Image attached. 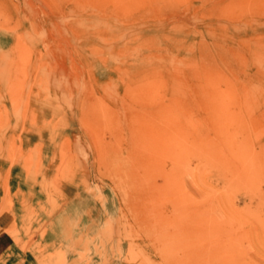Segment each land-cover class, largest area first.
<instances>
[{
    "label": "rangeland",
    "instance_id": "1",
    "mask_svg": "<svg viewBox=\"0 0 264 264\" xmlns=\"http://www.w3.org/2000/svg\"><path fill=\"white\" fill-rule=\"evenodd\" d=\"M23 181L92 206L41 264H264V0H0V219L44 236Z\"/></svg>",
    "mask_w": 264,
    "mask_h": 264
},
{
    "label": "crops",
    "instance_id": "2",
    "mask_svg": "<svg viewBox=\"0 0 264 264\" xmlns=\"http://www.w3.org/2000/svg\"><path fill=\"white\" fill-rule=\"evenodd\" d=\"M10 172V177L12 178V169L10 170ZM24 183L25 182L23 181L22 185L19 183L15 186L11 184L9 185V193H11L14 203L13 206H15L16 203L20 202L19 199L24 198V193H28V196L26 198L28 204L26 205L36 211L37 216L39 215L40 220H42L40 226L44 225L45 223L47 224V229L45 230L44 236H40L37 232L25 234L23 232L21 233V231L19 232V230L18 232L8 231V229H6L5 227V224H11L12 218H10V215L3 214L2 219H0V264H41L39 259V257L42 256L41 254H43L44 256V253H46V251L49 252L52 247H55L56 243L59 244V239L57 238L55 241L52 240L50 243H45V249L40 253L34 252V248L38 246L37 243H41L43 240L47 242L48 239H46V237L48 233H59L61 234V236H63L65 233H76V230L71 228L73 220V213L71 212V210L75 208H92V206H89L90 204H75V198L77 197V194L75 193L74 195L70 193V189L64 187L63 193L60 196L61 200L58 201V208H56V210L54 211H50L47 204H35L39 203V200L32 201L29 193H32L33 191L30 190L28 186L27 189H25ZM17 194H21V197H18L19 195ZM45 209L50 211V215L47 218L45 217L44 213ZM67 210L70 211L68 212ZM12 214L13 218L17 222L16 213L14 212Z\"/></svg>",
    "mask_w": 264,
    "mask_h": 264
},
{
    "label": "bare ground",
    "instance_id": "3",
    "mask_svg": "<svg viewBox=\"0 0 264 264\" xmlns=\"http://www.w3.org/2000/svg\"><path fill=\"white\" fill-rule=\"evenodd\" d=\"M135 200V199H134ZM48 227H49V224H48ZM49 231V230H48ZM66 231V230H65ZM45 232V231H44ZM50 232V231H49ZM47 233V232H46ZM51 234V233H50ZM169 237H170V235H169ZM172 239V238H171ZM57 244V243H56ZM48 245H50V244H48ZM53 246V245H52Z\"/></svg>",
    "mask_w": 264,
    "mask_h": 264
}]
</instances>
